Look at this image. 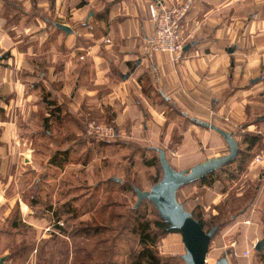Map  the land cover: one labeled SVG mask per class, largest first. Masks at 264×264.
Returning a JSON list of instances; mask_svg holds the SVG:
<instances>
[{"label":"rangeland","instance_id":"obj_1","mask_svg":"<svg viewBox=\"0 0 264 264\" xmlns=\"http://www.w3.org/2000/svg\"><path fill=\"white\" fill-rule=\"evenodd\" d=\"M22 9H18V33L27 48L38 56L43 53L39 60L44 65L47 50L61 51L63 47L61 35L50 32L53 30L44 18L68 23L80 34L76 42L81 40L85 48L91 46V39L83 36L90 32L86 28L92 24L91 17L90 23L83 25L84 15L79 20L65 14L60 17L51 5L45 11L42 7L29 9V15L39 17L37 22L28 20ZM88 9L97 13L96 7ZM47 27L51 36H47ZM94 31L98 36L103 33L97 26ZM142 86L148 96L147 104L143 103L146 121L155 128L152 139L142 130L133 136H119L112 115L90 111V107H85L87 110L77 121L80 133L76 137L71 130L73 119L63 123L54 116L57 119L47 121L50 102L41 90L36 117L18 125L19 135L27 139L35 132L33 139L26 142L30 151L8 171L12 182L4 191V204L8 200L11 206L7 208L6 204L0 213V256L10 255L5 264H130L140 250L133 227L138 219L150 223L158 219L148 201L135 208L137 198L132 190L134 186L149 191L162 178L156 149L165 151L169 165L177 172L228 154L226 142L218 135H201L202 128L152 94L149 80ZM257 89L256 95L245 102L242 117L216 121L237 142L236 159L204 182L187 185L176 194L185 210L200 218L205 232L219 227L209 245L207 264H215L223 256L229 264H264V247L260 253L253 247L264 236V85ZM150 108L162 110V116L156 117ZM91 122L112 127L116 138L98 142L87 137L85 130ZM25 124L30 127L25 128ZM63 125L67 130H61ZM47 130L50 136L45 135ZM187 130L191 134H184ZM75 140L81 143L71 145ZM55 161L60 167L53 165ZM113 178L119 179L120 185L110 182ZM19 200L28 206L26 214L22 215L18 202L15 204ZM13 222L15 229L11 228ZM154 251L161 264H184L181 256L185 250L179 233L159 236Z\"/></svg>","mask_w":264,"mask_h":264},{"label":"crops","instance_id":"obj_2","mask_svg":"<svg viewBox=\"0 0 264 264\" xmlns=\"http://www.w3.org/2000/svg\"><path fill=\"white\" fill-rule=\"evenodd\" d=\"M150 1L0 0V213L6 204L11 206L8 200L4 204V191L12 182L8 171L30 151L26 142L35 135L31 133L29 139L19 135L18 125L36 117L41 90L50 103L63 109L59 119L49 113L47 119L63 123L73 119L71 130L76 137L80 133L77 121L85 107L112 115L119 136H133L142 130L151 137L155 128L146 121L143 107L148 97L142 91L146 79L152 94L196 126V122L210 123L228 132L216 124L217 119L242 117L247 99L264 85V0H191L182 23L184 48H188H183L177 62L162 53L147 56L143 51L154 33L147 9ZM162 1L180 4L186 0ZM51 5L60 17L65 14L79 20L84 15L83 25H88L91 17L92 24L85 27L90 32L83 36L92 43L85 48L81 40L76 42L80 34L68 23L44 18L53 30L47 27V36H51L49 31L57 32L63 40L61 51L47 50L44 65L39 60L43 53L38 56L27 48L18 33V9L24 8L27 19L38 22L39 17L29 15V9L42 7L45 11ZM90 7H96L97 13ZM56 23L69 27L71 34L56 28ZM96 26L99 33L103 31L101 36L95 33ZM126 74L129 76L124 80ZM150 111L156 117L163 114L154 108ZM156 117L152 119L160 125ZM198 127L203 129V136L218 135ZM187 132L191 134L190 130L184 134ZM45 135L50 136V130ZM76 141L70 144L81 143ZM30 160L23 159L25 163ZM58 163L53 165L60 167ZM17 202L22 215L26 214L28 206L22 200Z\"/></svg>","mask_w":264,"mask_h":264},{"label":"water","instance_id":"obj_3","mask_svg":"<svg viewBox=\"0 0 264 264\" xmlns=\"http://www.w3.org/2000/svg\"><path fill=\"white\" fill-rule=\"evenodd\" d=\"M54 26L65 34H71V29L62 24ZM188 47L184 48V51ZM128 74L122 76L125 80ZM262 120V119H261ZM198 126L207 128L220 135L228 146V154L208 159L190 170L173 171L166 159L165 152L156 149L158 153L159 165L162 171V178L151 186L149 191H141L135 188L137 203L135 208L139 207L142 201L150 202L156 209L161 220L168 225L169 230L177 231L180 234L181 241L184 245L185 254L181 256L184 264H207L206 256L208 254L211 239L217 233L219 227H214L205 232L200 224L187 212L183 204L179 203L176 198L178 190L181 188L200 181L208 175L232 163L238 155V144L231 133L223 131L210 123L196 122ZM120 182L119 179H112ZM264 247V236L254 246V251L260 253ZM5 257L0 259L3 264ZM215 264H229L225 256L221 257Z\"/></svg>","mask_w":264,"mask_h":264},{"label":"built area","instance_id":"obj_4","mask_svg":"<svg viewBox=\"0 0 264 264\" xmlns=\"http://www.w3.org/2000/svg\"><path fill=\"white\" fill-rule=\"evenodd\" d=\"M191 6V0H186L180 4H166L162 0L149 2L147 9L154 33L143 48L147 56L152 53H162L175 62L182 58L184 48L182 23ZM85 134L98 142L109 141L117 136L112 127L95 122L88 124ZM247 255L248 252H245L244 256Z\"/></svg>","mask_w":264,"mask_h":264},{"label":"trees","instance_id":"obj_5","mask_svg":"<svg viewBox=\"0 0 264 264\" xmlns=\"http://www.w3.org/2000/svg\"><path fill=\"white\" fill-rule=\"evenodd\" d=\"M48 107H50V109H49L50 117L57 116L61 112L60 108L57 107L56 105H54L53 103H50V104L47 103V109H48ZM43 120L46 121L45 118ZM47 121H48V119H47ZM253 144H254V142H252L250 144L251 146H249V148H252ZM54 158H56V156H54ZM65 158H67L66 153H65ZM52 159H53V157H52ZM210 176H211V174L208 175L207 177L201 179L199 182H204L205 179L210 177ZM110 182H112L116 185H120L118 182H115L112 179H110ZM135 188L136 187L132 186L133 191ZM134 193H135V191H134ZM134 212L136 214L137 210H134ZM190 213H191L192 217L200 224L201 228L203 229L204 226H203V223L200 220V218H198V216H196L193 212H190ZM214 227H218V226H214ZM11 228L12 229L16 228V225L14 222L11 223ZM57 228L59 230L61 229L59 227H57ZM132 232L135 236H137V239H138L137 244L140 247V250L138 251V253L136 255H133L132 260L130 261V264H161V259L156 255V253L154 251V248L157 244L158 237L162 236V235H167V234H174V233L178 234L177 231L169 230L168 225L161 220L159 215H158V219L156 221H154L153 223H150L149 221H142L141 219H138V222L133 227ZM156 232H159L160 234L158 235ZM9 260H10V255L5 257L3 264H5V262H7Z\"/></svg>","mask_w":264,"mask_h":264}]
</instances>
